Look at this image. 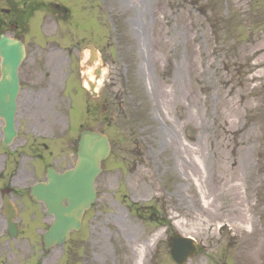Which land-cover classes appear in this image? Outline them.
Segmentation results:
<instances>
[{"label": "rangeland", "instance_id": "rangeland-1", "mask_svg": "<svg viewBox=\"0 0 264 264\" xmlns=\"http://www.w3.org/2000/svg\"><path fill=\"white\" fill-rule=\"evenodd\" d=\"M22 4L36 6L28 19L15 18ZM2 7L27 47L18 109H42L46 153L76 162L84 128L111 143L72 249L43 251V264H136L146 244L144 264H176L174 233L199 245L186 264H264L253 251L264 224V0Z\"/></svg>", "mask_w": 264, "mask_h": 264}, {"label": "flooded vegetation", "instance_id": "flooded-vegetation-1", "mask_svg": "<svg viewBox=\"0 0 264 264\" xmlns=\"http://www.w3.org/2000/svg\"><path fill=\"white\" fill-rule=\"evenodd\" d=\"M1 24L4 26V22H0V35ZM20 85L22 89L21 78ZM39 91L31 88L32 94ZM20 110L16 113L17 134L9 143H6V121L0 117V264H43V235L48 227L44 229V223L51 217L38 197L39 188L41 191L51 168L64 172L74 162L68 155L58 157L52 152L44 157L42 109L27 106L25 111ZM259 225L262 236H258L253 251L262 262L264 224ZM72 241L73 233L67 242L71 249Z\"/></svg>", "mask_w": 264, "mask_h": 264}, {"label": "water", "instance_id": "water-1", "mask_svg": "<svg viewBox=\"0 0 264 264\" xmlns=\"http://www.w3.org/2000/svg\"><path fill=\"white\" fill-rule=\"evenodd\" d=\"M92 48V47H91ZM0 55L3 58V78L0 82V115L6 117L7 129L14 131V114L16 97L19 89L18 66L24 58V47L21 41L2 36L0 39ZM93 95L94 85L90 84ZM110 153V143L107 136L97 130L83 131L79 142V161L76 168L65 175L51 177L44 187L43 200L49 213L55 215V222L45 236L47 243L61 244L71 228H80L84 211L91 206L96 194L94 180L101 172L100 163ZM62 185H70L74 190L65 197L60 194ZM74 191V192H73ZM73 195L74 198L70 196ZM62 198L69 200L64 206ZM172 256L183 264L194 255L197 248L191 238L174 235L169 242Z\"/></svg>", "mask_w": 264, "mask_h": 264}, {"label": "bare ground", "instance_id": "bare-ground-1", "mask_svg": "<svg viewBox=\"0 0 264 264\" xmlns=\"http://www.w3.org/2000/svg\"><path fill=\"white\" fill-rule=\"evenodd\" d=\"M93 78L94 77H91L89 80H93ZM62 189H63V191L60 193V194H62V197H65V195H67L70 191L74 190V188H72L70 185H67V187L62 185ZM70 197L74 198L73 195H71ZM157 237H158V233L154 234L150 240V243L152 244L153 242H155ZM147 246H148V244L141 245V246L137 247V249H136V251H137L136 264H144L145 253H146L145 251L147 250Z\"/></svg>", "mask_w": 264, "mask_h": 264}, {"label": "clouds", "instance_id": "clouds-1", "mask_svg": "<svg viewBox=\"0 0 264 264\" xmlns=\"http://www.w3.org/2000/svg\"><path fill=\"white\" fill-rule=\"evenodd\" d=\"M85 86H87V85H85Z\"/></svg>", "mask_w": 264, "mask_h": 264}]
</instances>
